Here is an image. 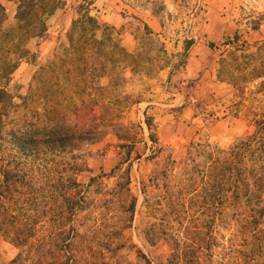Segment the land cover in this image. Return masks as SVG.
<instances>
[{
	"label": "rangeland",
	"instance_id": "374dc122",
	"mask_svg": "<svg viewBox=\"0 0 264 264\" xmlns=\"http://www.w3.org/2000/svg\"><path fill=\"white\" fill-rule=\"evenodd\" d=\"M168 1L0 0V264H264V188L204 182L264 156V0Z\"/></svg>",
	"mask_w": 264,
	"mask_h": 264
},
{
	"label": "trees",
	"instance_id": "16d2710c",
	"mask_svg": "<svg viewBox=\"0 0 264 264\" xmlns=\"http://www.w3.org/2000/svg\"><path fill=\"white\" fill-rule=\"evenodd\" d=\"M87 19L94 22L91 16L87 17ZM51 65L55 66L56 62L51 63ZM60 130L62 128L57 127V131H55L58 140L63 138L60 135ZM253 138L255 137L232 142L227 148L214 147L215 151H212L211 157L213 165L211 167L213 168V172L216 173L213 176L210 174L209 178H211L209 180L204 179V182L208 181L205 192H208L209 202L216 209L220 208L223 204V198L225 197L223 193L224 189L228 192L233 190L231 193L237 199L240 194L236 191L238 185L241 186L244 196L250 195L252 197L261 193L264 188V156H259L253 148L254 143H258L261 138ZM256 164L262 165L258 169H254L257 166ZM197 206L200 207L201 205ZM130 209L133 211L134 202H131Z\"/></svg>",
	"mask_w": 264,
	"mask_h": 264
},
{
	"label": "crops",
	"instance_id": "0c3cea01",
	"mask_svg": "<svg viewBox=\"0 0 264 264\" xmlns=\"http://www.w3.org/2000/svg\"><path fill=\"white\" fill-rule=\"evenodd\" d=\"M145 1H147V0H145ZM169 1L172 4L178 5L179 0H169ZM114 2L120 3L121 6L129 7L124 2H120V0H114ZM231 2H232V0H193V3H195V4L192 5L191 7H193L195 11L196 10H202L203 8H205L206 10L208 9V11L213 10L216 12H220V11H228L229 8L231 9V6H233V4L231 5ZM184 3L185 2H183V4ZM132 5H136V4H131V6ZM146 16L148 17L149 21L154 22L155 18L151 13H147ZM179 96H180V94H179ZM180 99H182V97H179V99H177V102L180 101Z\"/></svg>",
	"mask_w": 264,
	"mask_h": 264
}]
</instances>
